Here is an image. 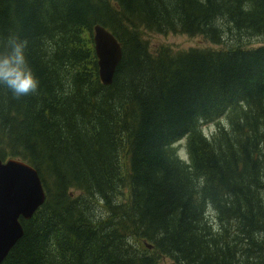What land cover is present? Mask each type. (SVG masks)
Returning <instances> with one entry per match:
<instances>
[{"label": "trees", "instance_id": "1", "mask_svg": "<svg viewBox=\"0 0 264 264\" xmlns=\"http://www.w3.org/2000/svg\"><path fill=\"white\" fill-rule=\"evenodd\" d=\"M94 23L121 45L110 85ZM10 36L40 84L0 85V157L46 198L0 264H264V0H0Z\"/></svg>", "mask_w": 264, "mask_h": 264}, {"label": "water", "instance_id": "2", "mask_svg": "<svg viewBox=\"0 0 264 264\" xmlns=\"http://www.w3.org/2000/svg\"><path fill=\"white\" fill-rule=\"evenodd\" d=\"M91 34L98 79L110 85L121 58V45L118 38L99 23L93 24ZM38 175L26 161L14 157L9 161L0 159V262L23 234L19 218L30 217L46 198Z\"/></svg>", "mask_w": 264, "mask_h": 264}, {"label": "clouds", "instance_id": "3", "mask_svg": "<svg viewBox=\"0 0 264 264\" xmlns=\"http://www.w3.org/2000/svg\"><path fill=\"white\" fill-rule=\"evenodd\" d=\"M26 47L27 41L18 36L0 42V85L16 99L35 94L40 84L26 56Z\"/></svg>", "mask_w": 264, "mask_h": 264}, {"label": "rangeland", "instance_id": "4", "mask_svg": "<svg viewBox=\"0 0 264 264\" xmlns=\"http://www.w3.org/2000/svg\"><path fill=\"white\" fill-rule=\"evenodd\" d=\"M149 44H151L152 47L158 46L160 44H169L171 47L175 49H178L179 47H181L182 49H186L190 47L191 45H193L194 47H198L202 45H205V46L210 45L208 42L204 40L202 36H192V35L188 36V35L180 34V33H177V34L165 33L161 35L153 34L151 38H149ZM200 127L202 128L203 135H209L213 133L216 129V126H214L213 123H206V122H202L200 124ZM185 142L186 141L184 140V138H182L180 141L174 144L175 151L178 152L181 157H184V159L187 158V152H185V148H184ZM211 218H214V217H211ZM136 246L140 247L139 242L137 243ZM162 263H166V262H162Z\"/></svg>", "mask_w": 264, "mask_h": 264}, {"label": "bare ground", "instance_id": "5", "mask_svg": "<svg viewBox=\"0 0 264 264\" xmlns=\"http://www.w3.org/2000/svg\"><path fill=\"white\" fill-rule=\"evenodd\" d=\"M0 159H1V157H0ZM6 161H9V160H6ZM27 165H29L30 167H32V166H31L30 164H28V163H27ZM32 168H33V167H32ZM33 169H34V168H33ZM38 177H39V175H38ZM40 180H41V179H40V177H39V182H41ZM41 185H42V190L44 191V188H43L44 186H43L42 182H41ZM36 210H37V209H36ZM36 210H35V211H36ZM35 211H34V212H35ZM34 212L31 213L30 217L33 215Z\"/></svg>", "mask_w": 264, "mask_h": 264}]
</instances>
